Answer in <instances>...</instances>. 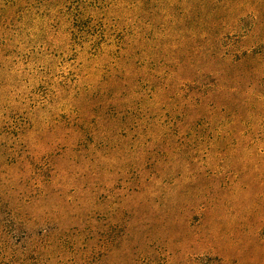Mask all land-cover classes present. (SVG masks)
<instances>
[{
  "label": "rangeland",
  "instance_id": "obj_1",
  "mask_svg": "<svg viewBox=\"0 0 264 264\" xmlns=\"http://www.w3.org/2000/svg\"><path fill=\"white\" fill-rule=\"evenodd\" d=\"M0 264H264V0H0Z\"/></svg>",
  "mask_w": 264,
  "mask_h": 264
}]
</instances>
